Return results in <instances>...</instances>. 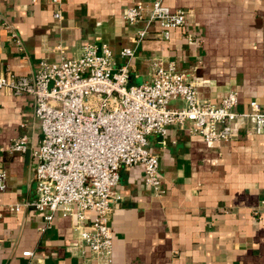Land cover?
<instances>
[{
	"label": "crops",
	"instance_id": "1",
	"mask_svg": "<svg viewBox=\"0 0 264 264\" xmlns=\"http://www.w3.org/2000/svg\"><path fill=\"white\" fill-rule=\"evenodd\" d=\"M154 1L61 0L57 20L50 0H0V72L29 75L41 60L77 57L87 43L107 44L119 66L120 50L133 46L140 26L124 20L125 8ZM162 1L186 10L187 21L167 40L158 25L151 29L135 48L129 83L149 81L154 61H172L199 98L218 102L235 90L236 112L249 113L251 101L264 110V0ZM182 105L179 98L169 104ZM253 123L237 118L228 141L205 142L179 125H170L164 137L149 135L165 192H152L140 165L120 169L119 199L111 201L109 216L110 264H264V129L252 133ZM22 135L26 151H10ZM41 137L33 96L0 90V163L7 172L0 264H98L74 231V216L57 211L41 231L48 211L5 210L36 198L33 152ZM92 217L87 211L80 223L87 227Z\"/></svg>",
	"mask_w": 264,
	"mask_h": 264
},
{
	"label": "built area",
	"instance_id": "2",
	"mask_svg": "<svg viewBox=\"0 0 264 264\" xmlns=\"http://www.w3.org/2000/svg\"><path fill=\"white\" fill-rule=\"evenodd\" d=\"M50 2L57 6L54 18L60 20L61 0ZM123 18L140 26L133 46L120 50L124 63L119 66L107 44L87 43L77 57L41 60L29 75L0 72V90L33 96L42 134L33 152L36 198L29 204H8L5 210L16 213L31 205L48 211L41 231L49 227L57 211L74 216L79 221L74 231L98 264L112 262L109 216L111 201L119 199L115 188L120 169L140 165L144 183L152 192H165L158 157L148 150L149 135L164 137L170 125H179L205 142L228 141L239 117L253 120L252 133L264 129V110L257 101L250 102L249 113H240L234 110L235 90L227 91L218 102L201 99L195 84L172 61H154L149 81L130 84L129 67L136 46L155 25L160 27V37L169 39L171 30L186 23L187 11L155 0L150 6L142 2L127 6ZM177 98L183 105L170 107V101ZM9 150L25 152L26 136L15 138ZM6 189L7 172L0 163V192ZM87 211L93 217L85 227L80 222Z\"/></svg>",
	"mask_w": 264,
	"mask_h": 264
}]
</instances>
